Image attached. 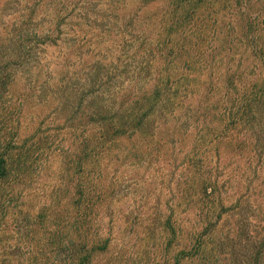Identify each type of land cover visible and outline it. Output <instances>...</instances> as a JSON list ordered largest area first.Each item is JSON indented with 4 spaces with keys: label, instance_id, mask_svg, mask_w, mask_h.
Returning a JSON list of instances; mask_svg holds the SVG:
<instances>
[{
    "label": "trees",
    "instance_id": "obj_1",
    "mask_svg": "<svg viewBox=\"0 0 264 264\" xmlns=\"http://www.w3.org/2000/svg\"><path fill=\"white\" fill-rule=\"evenodd\" d=\"M74 1L53 2L51 7L60 18L55 25V36L51 35V23L48 29L42 30L46 27L41 20L42 5L34 8L18 30L22 38L18 50H23V55L5 54V63H0V215L5 213L19 187L32 181L36 172L33 154L42 148L40 142L28 147L31 137L21 138V117L29 95L22 92L17 95L14 89L17 76L29 72L23 66L30 57L40 59L45 46H56L61 41L63 26L67 23L64 13L68 2ZM157 1L142 0L139 9L134 7L129 11L139 14L138 29L146 24L151 26L146 31L150 35L140 44L137 42L135 56L147 59L139 68L141 76L147 74L152 78L156 61L157 67L163 66L154 72L158 77L154 78L153 91L138 95L134 89L125 95L117 93L110 103L104 97L98 100L94 96L87 107L90 111L87 116L73 119L77 124L75 139L62 164L69 183L66 194L54 205L44 208L38 219L29 220L30 242L34 246L27 256L18 255L17 264H135L126 258L124 250L128 251V246L115 253L114 226L117 224H122L121 238L127 234L124 225L133 230L132 235H142L139 241H145L146 245L140 253L141 264H264V235L257 238L255 221L243 222L238 217L239 211L252 209L248 199L245 195L233 197L235 202L226 205L221 190L224 184L213 178L211 171H206L205 176L199 161L193 159L201 158L202 148H207V157L209 146L217 143L222 154L233 153L238 161L248 159L253 163L260 158L264 172V0H163L159 7L152 6ZM84 9L96 12L89 6ZM107 12L110 11L103 14L104 20L110 19ZM105 22L104 26L118 29ZM123 24L129 28L133 23L124 19ZM76 25L80 28L82 23ZM237 46L242 51L239 53L247 54L239 56L241 60L235 70L226 66L223 73L228 90H236L233 107L227 112L228 123L208 145L205 140L202 144L200 140L195 141L196 145L181 164V176L185 179L177 184L174 195L177 202L174 200V206L170 204L163 218L158 213L148 215L145 208L141 211L128 208L126 202L131 192L126 188L131 182L127 181L122 188L120 157L111 161L114 165L108 160L123 145L138 147L140 142L151 148L153 144L159 148L163 145L162 141L154 142L161 121L165 126L170 112L175 114L184 106L179 94L178 98L170 96L175 84L171 71L174 63L184 61L183 66H188L193 52H198L199 59L210 69L208 91L211 92L215 63L229 62ZM100 80L97 75L96 83ZM95 88L90 91L91 95L99 94ZM205 98L209 96L206 94ZM163 101L167 110L156 114L155 107ZM146 106L150 109L146 110ZM209 109L202 110L204 118ZM138 149L129 151L128 155L124 153L123 161L127 164L130 159H136L134 154ZM261 179L264 184V175ZM152 195L148 191L143 200L148 203ZM183 213L194 219L187 227L178 218ZM226 218L232 223L228 222L225 230L222 223ZM236 242L241 248L228 251L226 246Z\"/></svg>",
    "mask_w": 264,
    "mask_h": 264
},
{
    "label": "rangeland",
    "instance_id": "obj_2",
    "mask_svg": "<svg viewBox=\"0 0 264 264\" xmlns=\"http://www.w3.org/2000/svg\"><path fill=\"white\" fill-rule=\"evenodd\" d=\"M57 1L59 0H0V53H2L0 63H5L3 58L5 54L14 57L23 55V50H18V42L22 41L18 30L20 24L24 23L26 15L32 13L38 5L43 7L41 20H44L46 25L42 30L48 29L50 27L48 23H51V35L57 34L55 25L60 18L51 7L53 2ZM140 1L142 0H76L71 4L68 2L69 6L64 13L67 23L63 26L61 41H58L56 46H45L43 50L41 48L44 52L40 59L35 56L30 57L28 64L23 66V69L29 72L17 76L14 85L17 95L21 92L29 95L24 102L21 117L22 130L19 131L21 138L31 137L28 147L40 142L42 148L41 152L33 154L32 160L36 172L32 175V181L25 187H19L13 201L7 204L5 213L0 215V264H17L18 255L27 256L34 246L30 242L29 220L38 219V216L44 213V208L54 205L63 194H66L69 183L65 180L62 164L65 153L69 151L75 139L74 127L77 124L73 119L87 116L90 112L87 107L92 97L96 96L98 100L104 97L105 101L108 100L107 102L110 103L114 94L125 95L133 89L136 95L153 91L154 78L158 77L154 72H158L161 65L157 67L159 62L154 63V60L153 77L150 78L151 76L147 74L141 76L139 68L144 64L143 62H147V59L143 56H135L137 42L140 44L150 35V32H146L150 25L146 24L144 28L138 29L136 24L138 23L140 27L139 14L129 13L134 7L140 8ZM162 1L159 0L152 6L159 7L163 4ZM47 5L48 8H44ZM86 6L96 9V12H88L84 9ZM106 11H110L107 12L110 17L108 20L103 19ZM124 19L133 24L129 28L126 26L124 28ZM105 21L116 25L118 29L104 26ZM80 22L82 26L79 28L76 24ZM38 38L43 40V36ZM235 50L236 53L230 55L229 62L215 63L211 92L208 91L211 83L208 79L210 69L199 59L198 52H193L190 63L187 62L189 68L183 66L184 61L174 63L171 71L175 84L170 96L176 97L179 94V100L184 102V106L177 109L175 114L170 112L165 126L161 121L154 142L162 141L163 145L160 148L154 144L151 148L141 142L137 144L138 147L123 145L117 148L112 159L108 160L114 165L115 163L111 161L120 157L118 165L123 167L119 173L122 188L127 181L131 182L126 188L131 192L130 199L126 202L128 208L136 210L139 208L140 211L145 208L148 215L155 213L156 216L158 213V216L163 218L168 213L170 204L174 206L177 184L180 179H185L181 176V164L186 161L192 147L196 145L195 141L200 140L199 144H202L201 142L205 140L208 145L224 131L223 128L228 123L227 112L233 107L236 90L234 88L228 90L223 73L226 66L235 70L241 60L239 56L247 54L239 53L238 46ZM24 61L25 59L22 63ZM97 75L101 80L96 83ZM94 87L99 94H90ZM206 94L209 96L207 99ZM165 102L155 107L156 114L160 115L167 110L164 108ZM205 107L210 108L206 118L202 112ZM148 109L150 107L146 106V110ZM259 127L260 125L257 130ZM135 148H139L134 154L136 159H130L126 164L123 161L124 153L127 152V155L129 151L133 153ZM202 149L201 158L193 157V159L199 161L204 175L206 171H211L212 177L224 184L221 190L226 205L235 202L233 197L237 199L245 195L252 209L239 211L238 217L243 222L255 221V226L258 227L255 233L260 239L264 235L262 161H259L260 158L253 163L248 159L238 161L233 153L222 154L217 148V143L209 146L210 154L207 157H205L207 148ZM249 164L252 166H248ZM148 191L153 192V195L147 203L143 199H146L145 195ZM254 215L259 216V219ZM178 218L182 219V224L185 223L186 227L194 220L192 217H187L186 213L179 215ZM228 222L232 223L226 218L222 223L225 230L229 225ZM105 223L104 220L103 227ZM121 227L122 224L114 226L115 253L128 246V251L124 250L126 258L135 261V264H141L140 253L146 242L140 243L142 235H132L131 233L134 232L127 225L123 226L124 232L127 233L126 237L121 238ZM137 241L138 244H135ZM153 243L157 242L153 241ZM226 247L228 251L241 248L237 242Z\"/></svg>",
    "mask_w": 264,
    "mask_h": 264
}]
</instances>
